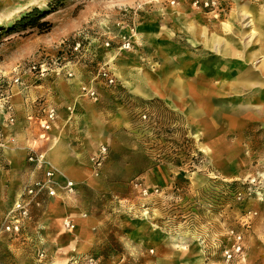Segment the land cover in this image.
I'll use <instances>...</instances> for the list:
<instances>
[{
  "label": "rangeland",
  "instance_id": "374dc122",
  "mask_svg": "<svg viewBox=\"0 0 264 264\" xmlns=\"http://www.w3.org/2000/svg\"><path fill=\"white\" fill-rule=\"evenodd\" d=\"M233 4L0 0V264H264V110L226 109L216 90L194 110L196 97L169 106L121 81L156 74L158 48L197 68L211 53L191 47L169 10L227 38ZM244 95L238 104L254 103ZM49 110L55 120L44 132ZM30 153L74 193L41 196L15 240L2 231L4 214L43 177ZM85 217L92 227L73 233ZM75 240L85 249L68 261Z\"/></svg>",
  "mask_w": 264,
  "mask_h": 264
},
{
  "label": "bare ground",
  "instance_id": "6f19581e",
  "mask_svg": "<svg viewBox=\"0 0 264 264\" xmlns=\"http://www.w3.org/2000/svg\"><path fill=\"white\" fill-rule=\"evenodd\" d=\"M232 2L234 14L231 19L234 24L226 26L231 32L227 38L218 37L200 24H192L178 8H171L169 16L181 26L191 47H203L201 53L210 52L211 56L199 61L197 68L194 69L191 62L178 64L158 48L162 58L161 69L156 74L141 69L139 76L134 78V83L121 78L123 86L133 96L144 99L155 97L174 107L183 103L185 99L196 97L197 100L191 110L201 106L205 100L203 96L214 94L215 90L226 98L224 105L226 109L238 108L247 114L258 109L264 110V89H262L264 88V43L255 46L261 41V37L264 40V0L260 4L259 12L256 8L252 10L249 7L252 3L254 6L258 4L255 0H232ZM149 37L151 41L156 42L161 36L151 32ZM232 57L236 58L235 63L227 64L226 60H232ZM193 75L201 77L196 85L183 79L185 76ZM214 80L217 81L216 88L203 86L206 83L212 84ZM244 93L250 94L253 104L244 106L238 104L240 97L245 96ZM202 107L206 109L207 105L203 104ZM51 153L52 151L50 157ZM68 175L74 177L70 172ZM85 218L78 226L80 230H74L73 227V233L80 234L81 229L90 228V219ZM84 249V243L75 240L70 256L65 259L69 261Z\"/></svg>",
  "mask_w": 264,
  "mask_h": 264
},
{
  "label": "built area",
  "instance_id": "2783aa9c",
  "mask_svg": "<svg viewBox=\"0 0 264 264\" xmlns=\"http://www.w3.org/2000/svg\"><path fill=\"white\" fill-rule=\"evenodd\" d=\"M109 83H113V81L110 79ZM54 120L55 114L52 110H49L44 120L40 122L41 129L44 132L49 131ZM104 152L105 149H102L96 157L93 156L92 160L97 166H100ZM27 162L33 165L36 170L41 171L43 177L40 180L23 186L4 214L1 223L2 231L15 240L19 239L23 235L24 230L29 226L32 210L40 206V197L43 195L54 197L56 196L57 189L61 188L55 181L54 172L47 166V162L43 155L30 153L27 157ZM61 189L65 191L66 194H73L74 184L72 182H67ZM67 226L69 227L70 224L67 223ZM39 253L42 259L44 254L41 252ZM88 261L92 263L93 260L88 259Z\"/></svg>",
  "mask_w": 264,
  "mask_h": 264
},
{
  "label": "crops",
  "instance_id": "0c3cea01",
  "mask_svg": "<svg viewBox=\"0 0 264 264\" xmlns=\"http://www.w3.org/2000/svg\"><path fill=\"white\" fill-rule=\"evenodd\" d=\"M40 122H41V121H40ZM40 128H41V127H40ZM50 128H51V127H50ZM46 159H47V158H46ZM46 161H47V160H46ZM8 208H9V207H8ZM8 208H7V209H8ZM6 211H7V210H6ZM79 224H81V223H79ZM91 227H92V226H91Z\"/></svg>",
  "mask_w": 264,
  "mask_h": 264
},
{
  "label": "trees",
  "instance_id": "16d2710c",
  "mask_svg": "<svg viewBox=\"0 0 264 264\" xmlns=\"http://www.w3.org/2000/svg\"><path fill=\"white\" fill-rule=\"evenodd\" d=\"M35 22H32L31 24L33 25ZM94 259V258H93Z\"/></svg>",
  "mask_w": 264,
  "mask_h": 264
}]
</instances>
